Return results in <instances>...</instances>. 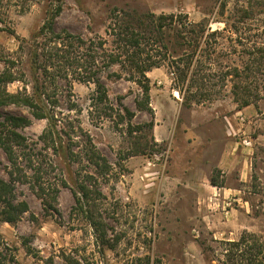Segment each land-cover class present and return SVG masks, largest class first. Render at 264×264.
Returning <instances> with one entry per match:
<instances>
[{"label": "rangeland", "instance_id": "rangeland-1", "mask_svg": "<svg viewBox=\"0 0 264 264\" xmlns=\"http://www.w3.org/2000/svg\"><path fill=\"white\" fill-rule=\"evenodd\" d=\"M114 10L182 14L205 27L199 78L207 84L182 82L176 56L183 52L170 48L150 53L160 61L147 75L151 110L119 65L107 72L119 76H101L108 100L96 104V85L85 82L83 68L46 62L51 44L40 33L51 16L56 34L95 46L101 39L112 51L119 46L110 29ZM78 51L82 63H92ZM4 72L14 79L8 93H43L62 148L41 139L48 119L26 107L0 108L1 123L6 116L31 121L17 129L26 144L15 147L16 165L0 144V179L13 188L14 204L27 206L14 224L0 218V264H232V243L247 237L264 244V0H0ZM157 112L165 122L161 143ZM142 147L144 154L134 153ZM91 148L107 163L105 173L89 162ZM40 178L58 190L52 207L38 194ZM79 185L95 193L92 210L112 250L100 246L77 206Z\"/></svg>", "mask_w": 264, "mask_h": 264}, {"label": "trees", "instance_id": "trees-1", "mask_svg": "<svg viewBox=\"0 0 264 264\" xmlns=\"http://www.w3.org/2000/svg\"><path fill=\"white\" fill-rule=\"evenodd\" d=\"M60 12V8L56 9L57 15ZM110 16L112 20L110 28L111 35L117 39L116 41L119 45L116 50L114 49L112 51L104 48L106 42L101 39L95 46L93 41L87 44L81 37L66 33H64V36L56 34L53 31L54 15L45 23L40 33L51 44L50 50H47L44 54L47 60L46 62L53 64L54 67L57 65L60 70L83 68L86 75L83 77L86 80L85 82L92 81L96 85V96L93 99L96 104H103L108 100L107 89L102 82L101 76L107 73L113 66L119 65L126 73L128 80L135 81L142 88L144 108L151 110L149 109L151 100L150 79L147 75L153 69L159 67L160 61L154 59L150 53L158 52L159 50L168 52L170 48L183 52L182 57H179L180 55L176 56L180 62H183V69H179L183 74L182 82L188 80V86L190 87L197 86L201 83L202 85L198 86L200 89L207 84L206 77L199 78L204 68L202 56L205 42L202 41V38L205 34L207 35L208 31L205 27L200 24L194 25L190 23L188 17L182 14L156 15L153 13L139 14L135 11L114 10ZM97 47L99 49H96ZM79 48H82L83 56L86 60H92L91 64L84 60L83 63L81 62ZM245 71L248 72L250 69L246 68ZM47 72L48 69L44 66V73L48 75ZM235 75L240 77L238 72ZM107 76L112 78L113 76L117 77L119 75H116V73H107ZM12 82H14V79L7 72H4L0 76V108L9 106L26 107L33 118L38 120L48 119L50 122V130L41 139H50L51 142L57 144L58 148L61 149V137L56 135V138H53L54 115L49 114L45 101L42 99L43 93L38 97L23 95L21 93L10 94L6 89V85ZM235 87L239 89L240 86L235 85ZM243 88L247 90V87L243 86ZM37 92L38 87H36V94ZM196 97L194 95L193 98L195 99ZM243 104L248 106L250 101L244 100ZM109 109L112 110L110 107ZM126 114L130 120L134 116L128 110H126ZM30 124V119L24 116H6L4 122H0V144L12 165H16L17 163L16 159H14L16 154L15 147L23 148L26 144L25 139L18 134L17 129ZM153 126L154 123L151 122L149 124L151 131ZM151 140L155 142L154 135L151 136ZM147 146L148 144L145 148ZM145 150L144 147L134 149V153L144 154ZM89 152V162L105 173L108 169L105 160L92 148ZM100 162L102 163L100 164ZM35 183L38 184L39 196L47 202L48 206L52 207L56 201L58 190L56 192L55 189L49 191V187L44 186L42 178L39 181L36 180ZM211 183L213 186H218L214 179ZM79 194L80 196L77 193L74 194L77 206L80 207L85 218L93 227L94 234L100 246L103 249L108 248L112 250L113 245L106 238L104 223L92 210L94 202L97 200L94 198L95 193H92L85 185H79ZM13 201V188L4 180L0 179V203L3 206L0 211V218L3 222L9 224L17 222L21 213L27 211L26 204H14ZM252 240L253 244L247 237H244L242 241L232 243V246H235L234 253L230 257V261L233 262L232 264H264V244L259 243L256 238ZM147 262L150 263V260L148 259Z\"/></svg>", "mask_w": 264, "mask_h": 264}, {"label": "crops", "instance_id": "crops-1", "mask_svg": "<svg viewBox=\"0 0 264 264\" xmlns=\"http://www.w3.org/2000/svg\"><path fill=\"white\" fill-rule=\"evenodd\" d=\"M156 126L154 128V135L158 142H162L165 139V122L161 119L160 114L156 113ZM168 140V139H167Z\"/></svg>", "mask_w": 264, "mask_h": 264}, {"label": "built area", "instance_id": "built-area-1", "mask_svg": "<svg viewBox=\"0 0 264 264\" xmlns=\"http://www.w3.org/2000/svg\"><path fill=\"white\" fill-rule=\"evenodd\" d=\"M246 144H247V142H246Z\"/></svg>", "mask_w": 264, "mask_h": 264}]
</instances>
